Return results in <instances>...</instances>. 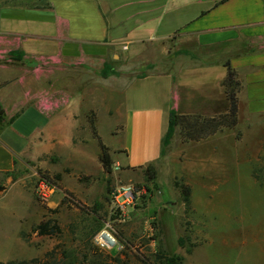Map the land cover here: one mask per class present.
I'll list each match as a JSON object with an SVG mask.
<instances>
[{"label": "crops", "instance_id": "crops-1", "mask_svg": "<svg viewBox=\"0 0 264 264\" xmlns=\"http://www.w3.org/2000/svg\"><path fill=\"white\" fill-rule=\"evenodd\" d=\"M45 1L51 7L0 6V107L9 121L0 131V195L14 189L18 180L13 181V173L25 153L39 157L50 149L46 141L73 140L77 131H89L86 137L93 141L90 117L95 116L97 129L101 116L117 117L128 126L145 124V112L123 111L124 87L134 82L156 86L163 98L157 114L158 150L148 143L135 161H117L129 169L157 165L171 108L202 116L227 112L222 84L227 62L241 80L237 126L189 142L182 141L179 126L175 130L174 137L197 151L195 172L208 171V154L202 150L217 151L224 139L243 130L244 115L253 122L264 116V0ZM21 53L25 64L12 58ZM119 60L154 67L142 70V77L117 67L120 74L100 75L106 63ZM24 117L32 125H44L34 129L28 144H22L28 136L20 139L14 131Z\"/></svg>", "mask_w": 264, "mask_h": 264}, {"label": "rangeland", "instance_id": "rangeland-1", "mask_svg": "<svg viewBox=\"0 0 264 264\" xmlns=\"http://www.w3.org/2000/svg\"><path fill=\"white\" fill-rule=\"evenodd\" d=\"M43 1L0 0V6L39 5ZM113 67L130 69L132 76L148 70L147 65L126 60L113 61ZM52 85L58 86V81ZM124 89V113L145 112L146 123L128 126L119 123L117 117L101 116L98 129L114 158L112 172L104 171L97 157L98 141L86 137L89 131H77L73 140L53 137L46 141L49 151L39 157L25 153L23 164L13 173V181L18 180L14 189L0 195V262L38 258L40 264H47L67 253L69 264H144L140 256L154 260L160 252L181 257V264L263 261L264 116L253 122L244 115L243 130L224 139L217 151L203 149L208 154V171L204 173L195 172L192 165L198 160L197 151L173 137L165 154L157 159V179L150 182L143 168L129 169L117 161H135L140 150L146 152L148 143L156 144L158 150L157 114L163 96L156 86L145 82H134ZM100 95L104 98L103 90ZM43 126L32 125L24 117L14 131L20 139L28 136L22 141L28 144V138L36 134H31L34 129ZM125 149L131 153L129 157ZM41 172L50 174L62 186L48 203L39 201L34 191ZM58 174L60 180L55 179ZM177 181L191 186L189 204ZM129 184L135 188L134 203L127 205L122 216L112 213L116 190ZM64 189L72 192L78 205L63 202ZM169 202L176 204L171 207ZM44 217L56 219L62 232L55 236L33 232ZM104 229L115 231V246L105 247L96 241ZM48 253L52 255L47 257Z\"/></svg>", "mask_w": 264, "mask_h": 264}, {"label": "trees", "instance_id": "trees-1", "mask_svg": "<svg viewBox=\"0 0 264 264\" xmlns=\"http://www.w3.org/2000/svg\"><path fill=\"white\" fill-rule=\"evenodd\" d=\"M226 1V0H222ZM42 7H51L46 1H43L39 4ZM31 6V5H29ZM33 6V5H32ZM13 60L21 62V64H25L24 54H18L12 56ZM228 72L226 77L224 78L222 84L224 86V90L229 99V108L227 112L215 115V116H202V115H193V114H181L177 112L174 108H171L169 111V125L166 132V135L163 139V146L161 150V154L164 155L167 147L170 145L172 138L174 137L176 127L179 126L181 128V139L183 142L189 141H200L202 139L208 138L215 133L224 130L225 128H235L239 122V98L238 92L241 88V80L239 79L238 73L236 70L227 62ZM148 68L154 67L153 64H148ZM101 74L104 77H108L112 74H120L111 63H106L101 70ZM146 72L140 74L139 77L145 76ZM4 85V83H0V87ZM14 117H11L10 121H12ZM7 115L4 108L0 107V131L4 129V127L9 123L7 122ZM90 128L93 134V137L98 141L100 147V155L99 160L103 166L105 172H112L114 160L112 154L110 152V148L102 141V138L98 132L96 126V118L90 117ZM240 135V134H239ZM146 177L148 181L154 182L157 179V169L154 164L148 165L144 168ZM41 176L49 180L51 183L55 184L58 188H62L60 184H57L54 178L50 176V174L41 172ZM61 176L58 174L55 176V179L60 180ZM176 186L179 187L181 193L183 194L185 201L189 204L191 200L192 188L189 184L181 181L176 182ZM65 198L63 202L71 201L73 203H78L77 200L73 197L72 192L64 189ZM78 205V204H77ZM33 232L37 235L43 236H55L62 232V227L58 223L56 219L46 218L44 217L38 224L33 227ZM61 259L53 260L47 264H69L66 261V255ZM52 255L51 253L47 254V257ZM140 260L144 264H181V257H170L162 252H160L154 260H151L149 257L140 256ZM0 264H40V260L38 258L33 259H11L7 262H0ZM46 264V263H42ZM75 264V263H72ZM88 264H98L94 261H90ZM99 264H104L100 262Z\"/></svg>", "mask_w": 264, "mask_h": 264}, {"label": "built area", "instance_id": "built-area-1", "mask_svg": "<svg viewBox=\"0 0 264 264\" xmlns=\"http://www.w3.org/2000/svg\"><path fill=\"white\" fill-rule=\"evenodd\" d=\"M124 48H127V46H124ZM57 190L58 187L55 184L42 176L39 177L34 187L35 194L42 203H48ZM135 197V188L133 185H121L114 194L115 206L112 213L122 216L126 211L127 205L134 203ZM96 241L105 247L115 246L117 244L115 231L113 229L102 230L97 234Z\"/></svg>", "mask_w": 264, "mask_h": 264}, {"label": "water", "instance_id": "water-1", "mask_svg": "<svg viewBox=\"0 0 264 264\" xmlns=\"http://www.w3.org/2000/svg\"><path fill=\"white\" fill-rule=\"evenodd\" d=\"M1 189H3V186H0V190H1ZM175 204H176L175 202H169V205H170L171 207L175 206Z\"/></svg>", "mask_w": 264, "mask_h": 264}]
</instances>
